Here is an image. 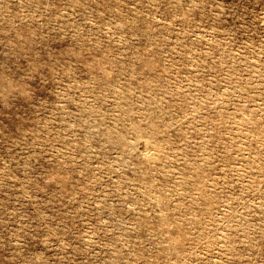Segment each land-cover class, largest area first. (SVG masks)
<instances>
[{"label":"rangeland","instance_id":"rangeland-1","mask_svg":"<svg viewBox=\"0 0 264 264\" xmlns=\"http://www.w3.org/2000/svg\"><path fill=\"white\" fill-rule=\"evenodd\" d=\"M0 264H264V0H0Z\"/></svg>","mask_w":264,"mask_h":264},{"label":"bare ground","instance_id":"bare-ground-1","mask_svg":"<svg viewBox=\"0 0 264 264\" xmlns=\"http://www.w3.org/2000/svg\"><path fill=\"white\" fill-rule=\"evenodd\" d=\"M260 129H261V128H260ZM108 131H109V130H108ZM256 131H257V130H256ZM113 135H114V134H113ZM139 137H140V136H139ZM103 138H104V137H103ZM100 139H101V138H100ZM237 140H238V139H237ZM128 142H129V141H128ZM146 143H147V142H146ZM146 143H145V144H146ZM150 147H151V146H150ZM150 149H151V148H150ZM164 151H165V150H164ZM160 211H161V210H160ZM168 215H169V214H168Z\"/></svg>","mask_w":264,"mask_h":264}]
</instances>
